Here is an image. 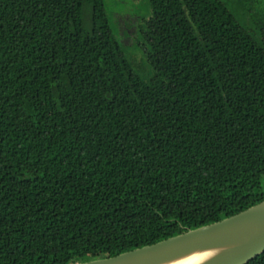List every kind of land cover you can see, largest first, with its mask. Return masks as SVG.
<instances>
[{
	"label": "trees",
	"instance_id": "obj_1",
	"mask_svg": "<svg viewBox=\"0 0 264 264\" xmlns=\"http://www.w3.org/2000/svg\"><path fill=\"white\" fill-rule=\"evenodd\" d=\"M149 1L136 58L106 0H0V264L114 256L264 200V0Z\"/></svg>",
	"mask_w": 264,
	"mask_h": 264
},
{
	"label": "water",
	"instance_id": "obj_2",
	"mask_svg": "<svg viewBox=\"0 0 264 264\" xmlns=\"http://www.w3.org/2000/svg\"><path fill=\"white\" fill-rule=\"evenodd\" d=\"M264 252V200L221 220L153 244L73 264H166L207 253L196 264H247Z\"/></svg>",
	"mask_w": 264,
	"mask_h": 264
},
{
	"label": "rangeland",
	"instance_id": "obj_3",
	"mask_svg": "<svg viewBox=\"0 0 264 264\" xmlns=\"http://www.w3.org/2000/svg\"><path fill=\"white\" fill-rule=\"evenodd\" d=\"M106 5L113 22H116L115 32L121 33L124 42L130 44L132 36L136 35L133 43L127 48V53L134 57H141L142 51L134 46L140 40V27L145 20L152 15V8L149 0H106ZM118 21V22H117ZM135 21V23H134ZM119 24V25H118ZM128 33V35H126ZM138 42V41H137ZM264 185V177H263Z\"/></svg>",
	"mask_w": 264,
	"mask_h": 264
},
{
	"label": "bare ground",
	"instance_id": "obj_4",
	"mask_svg": "<svg viewBox=\"0 0 264 264\" xmlns=\"http://www.w3.org/2000/svg\"><path fill=\"white\" fill-rule=\"evenodd\" d=\"M208 256L207 253H196L166 264H196Z\"/></svg>",
	"mask_w": 264,
	"mask_h": 264
}]
</instances>
